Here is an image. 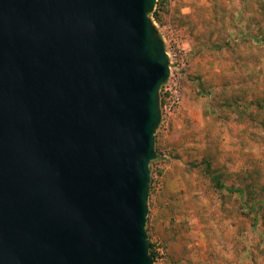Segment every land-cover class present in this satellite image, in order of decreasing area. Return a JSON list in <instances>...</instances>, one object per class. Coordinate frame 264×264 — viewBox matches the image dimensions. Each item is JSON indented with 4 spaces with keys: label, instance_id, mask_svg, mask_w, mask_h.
<instances>
[{
    "label": "water",
    "instance_id": "water-1",
    "mask_svg": "<svg viewBox=\"0 0 264 264\" xmlns=\"http://www.w3.org/2000/svg\"><path fill=\"white\" fill-rule=\"evenodd\" d=\"M156 0H0V264H152Z\"/></svg>",
    "mask_w": 264,
    "mask_h": 264
},
{
    "label": "rangeland",
    "instance_id": "rangeland-1",
    "mask_svg": "<svg viewBox=\"0 0 264 264\" xmlns=\"http://www.w3.org/2000/svg\"><path fill=\"white\" fill-rule=\"evenodd\" d=\"M153 11L179 102L166 110L159 93L148 241L161 264H264V0Z\"/></svg>",
    "mask_w": 264,
    "mask_h": 264
},
{
    "label": "built area",
    "instance_id": "built-area-1",
    "mask_svg": "<svg viewBox=\"0 0 264 264\" xmlns=\"http://www.w3.org/2000/svg\"><path fill=\"white\" fill-rule=\"evenodd\" d=\"M162 85L163 87L159 89V93H161V98L165 103L164 106L166 110H169L171 106L176 105L179 102V92L175 83L170 80V70L166 81ZM149 253L152 257V264H161L166 254L164 246L157 240L151 242Z\"/></svg>",
    "mask_w": 264,
    "mask_h": 264
},
{
    "label": "trees",
    "instance_id": "trees-1",
    "mask_svg": "<svg viewBox=\"0 0 264 264\" xmlns=\"http://www.w3.org/2000/svg\"><path fill=\"white\" fill-rule=\"evenodd\" d=\"M161 4H162V1H160V2L158 3L157 10H159V6H161ZM160 8H161V7H160ZM151 13H154L155 17H156L157 19H160V18H159L160 15H159V12H158V11H156V12L153 11V12H151ZM152 162L154 163L155 160H153ZM151 181H152V178L150 177L149 190H150L151 187H152ZM216 185H217V186H221V185H220V182H219L218 180L216 181ZM148 242H149V247L151 248V242H152V241H148Z\"/></svg>",
    "mask_w": 264,
    "mask_h": 264
}]
</instances>
